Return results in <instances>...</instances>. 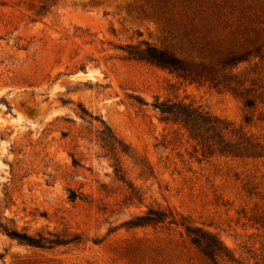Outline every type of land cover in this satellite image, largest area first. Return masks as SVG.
Masks as SVG:
<instances>
[{
	"label": "rangeland",
	"instance_id": "rangeland-1",
	"mask_svg": "<svg viewBox=\"0 0 264 264\" xmlns=\"http://www.w3.org/2000/svg\"><path fill=\"white\" fill-rule=\"evenodd\" d=\"M43 1L0 0V224L68 243L0 230V264H205L186 227L264 264V160H197L151 105L192 104L264 143L257 113L129 59L141 43L175 51L139 0H50L44 14ZM148 209L165 222L131 227Z\"/></svg>",
	"mask_w": 264,
	"mask_h": 264
},
{
	"label": "trees",
	"instance_id": "trees-1",
	"mask_svg": "<svg viewBox=\"0 0 264 264\" xmlns=\"http://www.w3.org/2000/svg\"><path fill=\"white\" fill-rule=\"evenodd\" d=\"M38 6L46 13L48 2ZM144 12L161 24L165 42L175 51L141 43L129 46V59L145 62L177 80L207 84L238 98L247 114L257 113L264 123V16L255 0H139ZM142 105H147L141 102ZM151 107L160 122L175 126L185 137L197 160L213 156L264 160V143L249 136L234 123L214 117L192 104L169 99ZM244 117L245 123L250 121ZM111 145L115 137L103 135ZM166 216L148 209L135 217L131 227L164 223ZM0 230L19 244L50 249L68 242L44 234L30 235L0 224ZM190 244L205 264H241L220 239L200 227H186Z\"/></svg>",
	"mask_w": 264,
	"mask_h": 264
}]
</instances>
